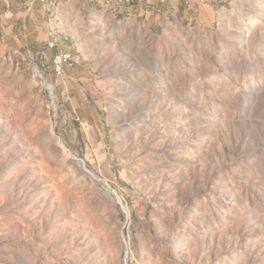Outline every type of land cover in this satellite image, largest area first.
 Here are the masks:
<instances>
[{
  "label": "rangeland",
  "instance_id": "374dc122",
  "mask_svg": "<svg viewBox=\"0 0 264 264\" xmlns=\"http://www.w3.org/2000/svg\"><path fill=\"white\" fill-rule=\"evenodd\" d=\"M84 24L0 38V264H264V0Z\"/></svg>",
  "mask_w": 264,
  "mask_h": 264
},
{
  "label": "crops",
  "instance_id": "0c3cea01",
  "mask_svg": "<svg viewBox=\"0 0 264 264\" xmlns=\"http://www.w3.org/2000/svg\"><path fill=\"white\" fill-rule=\"evenodd\" d=\"M225 1L0 0V38L5 47L35 50L51 41L53 33L87 31L86 20L91 28V23L108 17L140 21L152 31L175 24L203 26L212 23L218 5Z\"/></svg>",
  "mask_w": 264,
  "mask_h": 264
},
{
  "label": "bare ground",
  "instance_id": "6f19581e",
  "mask_svg": "<svg viewBox=\"0 0 264 264\" xmlns=\"http://www.w3.org/2000/svg\"><path fill=\"white\" fill-rule=\"evenodd\" d=\"M119 3H120V4H123V3H125V2H124V0H120ZM69 57H70V59H71V56H70L69 54H62V55H60V62H67L68 59H69Z\"/></svg>",
  "mask_w": 264,
  "mask_h": 264
},
{
  "label": "built area",
  "instance_id": "2783aa9c",
  "mask_svg": "<svg viewBox=\"0 0 264 264\" xmlns=\"http://www.w3.org/2000/svg\"><path fill=\"white\" fill-rule=\"evenodd\" d=\"M133 0H130V4H132ZM70 60V57L68 59V61ZM55 62L59 65L62 64L63 62H60V56L56 57Z\"/></svg>",
  "mask_w": 264,
  "mask_h": 264
}]
</instances>
